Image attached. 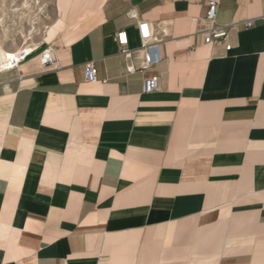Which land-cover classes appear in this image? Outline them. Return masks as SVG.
Listing matches in <instances>:
<instances>
[{
    "label": "crops",
    "instance_id": "crops-1",
    "mask_svg": "<svg viewBox=\"0 0 264 264\" xmlns=\"http://www.w3.org/2000/svg\"><path fill=\"white\" fill-rule=\"evenodd\" d=\"M59 1L0 69V264H264V0L220 1L229 50L205 0ZM140 20L162 60L129 73Z\"/></svg>",
    "mask_w": 264,
    "mask_h": 264
},
{
    "label": "built area",
    "instance_id": "built-area-1",
    "mask_svg": "<svg viewBox=\"0 0 264 264\" xmlns=\"http://www.w3.org/2000/svg\"><path fill=\"white\" fill-rule=\"evenodd\" d=\"M221 0H205L206 13L205 20L208 22V26L203 30L204 41L207 44L224 43L226 49H231V44L228 42L229 31L233 27L232 25H218L217 16L219 12ZM245 25L251 26L254 23L253 19L246 20ZM139 35L141 39L140 52H142V60L138 66L133 65L128 69L129 73H135L137 70H144L148 67L159 63L162 60V54L160 45L157 41L152 40V32L149 23L145 20H140L138 23ZM115 40L119 46L120 53L129 55L131 53L128 47V36L125 29H121L116 32ZM32 52V51H30ZM29 52V53H30ZM29 53H22L20 60H16L8 64L6 68L17 67L19 62L24 59ZM39 62L42 66H58L59 61L55 54L52 45H47L39 53ZM84 77L86 81H96L99 79L98 67L89 62L84 70ZM160 88V78L157 75H148L144 78L142 83V92L149 93Z\"/></svg>",
    "mask_w": 264,
    "mask_h": 264
},
{
    "label": "rangeland",
    "instance_id": "rangeland-1",
    "mask_svg": "<svg viewBox=\"0 0 264 264\" xmlns=\"http://www.w3.org/2000/svg\"><path fill=\"white\" fill-rule=\"evenodd\" d=\"M60 15L59 0H0V44L7 50L38 45Z\"/></svg>",
    "mask_w": 264,
    "mask_h": 264
},
{
    "label": "bare ground",
    "instance_id": "bare-ground-1",
    "mask_svg": "<svg viewBox=\"0 0 264 264\" xmlns=\"http://www.w3.org/2000/svg\"><path fill=\"white\" fill-rule=\"evenodd\" d=\"M34 1L38 2V0H34ZM25 4L29 6V3L27 1L25 2ZM36 46L37 45H35V44H30V45H26L24 47H18V48L13 49V50H7L0 44V69H4L11 62H14L16 60H20L22 53H29Z\"/></svg>",
    "mask_w": 264,
    "mask_h": 264
}]
</instances>
